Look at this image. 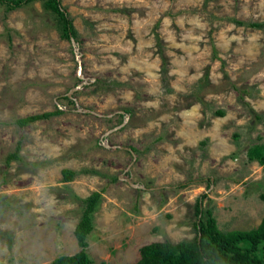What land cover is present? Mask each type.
Here are the masks:
<instances>
[{
  "label": "rangeland",
  "instance_id": "obj_1",
  "mask_svg": "<svg viewBox=\"0 0 264 264\" xmlns=\"http://www.w3.org/2000/svg\"><path fill=\"white\" fill-rule=\"evenodd\" d=\"M61 3L75 45L41 2L0 4V264L78 253L80 200L97 191L93 264L195 239L203 195L222 231L256 228L264 168L248 153L264 143V29L250 24L264 23V0Z\"/></svg>",
  "mask_w": 264,
  "mask_h": 264
},
{
  "label": "trees",
  "instance_id": "obj_2",
  "mask_svg": "<svg viewBox=\"0 0 264 264\" xmlns=\"http://www.w3.org/2000/svg\"><path fill=\"white\" fill-rule=\"evenodd\" d=\"M38 1L41 2L44 12L54 22L62 39L67 41H71V37L77 39V29L61 0H0V4L11 12ZM250 27L264 29V23H252ZM126 113L129 114V112ZM61 114L63 111L58 108L53 112L19 118L15 123L25 128ZM218 115L224 116V113L219 112ZM121 116L124 117V115ZM256 117L262 120L261 115L256 114ZM20 152L21 144L8 156L7 164L12 160H20ZM248 156L251 161H257L264 168V143L251 148ZM62 175L63 182H72L76 172L64 169ZM103 192H93L88 198L80 200L84 208L74 232L80 251L71 256L61 255L51 264H93L88 252V240L95 229L94 218L102 202ZM205 197L206 195L201 196L196 203L198 220L195 223L197 231L195 239L173 243L167 238L163 242L145 245L140 250V260L136 264H264V217L259 226L254 229L222 231L213 210L203 207ZM260 197L264 202V193Z\"/></svg>",
  "mask_w": 264,
  "mask_h": 264
},
{
  "label": "water",
  "instance_id": "obj_3",
  "mask_svg": "<svg viewBox=\"0 0 264 264\" xmlns=\"http://www.w3.org/2000/svg\"><path fill=\"white\" fill-rule=\"evenodd\" d=\"M71 42H72L73 45H75V39H74L73 37H71ZM83 86H84V83L78 85L75 89H73L72 92L77 91L78 89L82 88ZM88 112H90V111H88ZM123 114H126V113H123ZM128 118H129V115H128ZM128 118H127V119H128ZM126 122H127V121H124L120 126L116 127L115 129L111 130L110 132H108L107 135L110 134V133H113V132H115V131H117V130H119V129H121V128H123V127L126 125ZM131 185L134 186V187L137 186V185H135V184H131Z\"/></svg>",
  "mask_w": 264,
  "mask_h": 264
},
{
  "label": "crops",
  "instance_id": "obj_4",
  "mask_svg": "<svg viewBox=\"0 0 264 264\" xmlns=\"http://www.w3.org/2000/svg\"><path fill=\"white\" fill-rule=\"evenodd\" d=\"M264 217V216H263ZM263 219V218H262ZM262 221V220H261ZM261 223V222H260ZM259 226V225H258Z\"/></svg>",
  "mask_w": 264,
  "mask_h": 264
}]
</instances>
